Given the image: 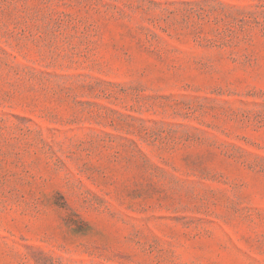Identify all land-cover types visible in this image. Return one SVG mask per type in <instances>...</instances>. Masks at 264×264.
I'll list each match as a JSON object with an SVG mask.
<instances>
[{"label":"rangeland","instance_id":"obj_1","mask_svg":"<svg viewBox=\"0 0 264 264\" xmlns=\"http://www.w3.org/2000/svg\"><path fill=\"white\" fill-rule=\"evenodd\" d=\"M0 264H264V0H0Z\"/></svg>","mask_w":264,"mask_h":264}]
</instances>
